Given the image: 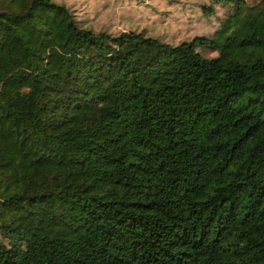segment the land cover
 Masks as SVG:
<instances>
[{
    "label": "trees",
    "instance_id": "obj_1",
    "mask_svg": "<svg viewBox=\"0 0 264 264\" xmlns=\"http://www.w3.org/2000/svg\"><path fill=\"white\" fill-rule=\"evenodd\" d=\"M210 1L170 43L0 0V264H264V0Z\"/></svg>",
    "mask_w": 264,
    "mask_h": 264
},
{
    "label": "rangeland",
    "instance_id": "obj_2",
    "mask_svg": "<svg viewBox=\"0 0 264 264\" xmlns=\"http://www.w3.org/2000/svg\"><path fill=\"white\" fill-rule=\"evenodd\" d=\"M69 7L80 25L94 31L117 33L143 30L177 43L195 35L210 37L227 14L225 5L214 4L213 14L206 15L203 6L210 0H56ZM252 1V0H250ZM207 57L217 50L202 49Z\"/></svg>",
    "mask_w": 264,
    "mask_h": 264
}]
</instances>
